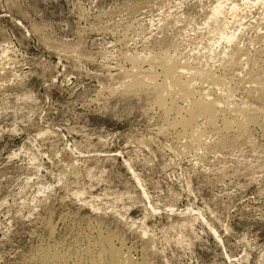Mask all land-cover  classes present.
Here are the masks:
<instances>
[{"label": "rangeland", "instance_id": "1", "mask_svg": "<svg viewBox=\"0 0 264 264\" xmlns=\"http://www.w3.org/2000/svg\"><path fill=\"white\" fill-rule=\"evenodd\" d=\"M216 1L0 0V264H106L97 234L143 264H264V0H228L234 65L205 23ZM162 55L242 110L198 117L196 141L189 98L155 102Z\"/></svg>", "mask_w": 264, "mask_h": 264}, {"label": "bare ground", "instance_id": "2", "mask_svg": "<svg viewBox=\"0 0 264 264\" xmlns=\"http://www.w3.org/2000/svg\"><path fill=\"white\" fill-rule=\"evenodd\" d=\"M242 1L244 4H246L248 2L247 0H242ZM242 1L239 0V3L241 4ZM254 1H253V3L255 4L257 1H261V0H254ZM224 3H225V0H224ZM244 6H247V5H244ZM240 8H243V7H240ZM238 11H239L238 10V4L236 2L228 1L227 4H222L221 0H218L209 9L205 23L206 24L211 23L212 26L214 27V29L218 32V36H219L218 38L223 39L226 42L231 43V45H232L233 43H235L234 41H236L235 38L237 36H236L235 32H227L224 29L225 24H226V15H227V13H230L231 16H233V15L237 14ZM261 37H263V34L261 36L258 35L255 38L258 39V41H259V39ZM235 44H233V46L236 47V49H238V46H235ZM260 51L264 52V48H261ZM241 54H242L241 49L236 50L234 55L229 58L230 63L232 65H234V63L239 62V60H241V56H242ZM141 57L133 56V57H131V61L135 62L138 59H141ZM144 58L149 60V59H153L154 57L151 58V56H144L142 59H144ZM157 59H158L159 64L161 65L160 67L162 68V71H163V75H162L163 80H162V83L158 85L160 87V91L157 92V94L155 96V102L163 108L165 106L164 105L165 104L164 96H165V94L171 93V91H173L174 93L180 94L181 96H185V98H189V103L187 105L186 115L180 116L177 119V121H178L177 123H179L184 128H190L191 129V136L196 141H200L201 135H202V130L204 129V128L203 129L201 128L202 129L201 130L196 125V120L198 117H203V120L205 119V121H206V122H204L205 124L207 123L209 125H212L214 123V119L216 118L214 115L215 114L214 111H216V108L218 107L219 104H221V102H226L227 106L229 104V106H228L229 110L231 109L230 111H232V112L235 111L234 113H238L239 111L242 110L241 109L242 106L240 107L239 105L235 104V102H233V101H232L233 103L228 101L229 99L230 100L232 99L230 97L231 89L228 85L227 80L225 81L223 77L219 78L218 76L214 75V73H212L209 69H206L205 67L203 68L201 66L198 67V66H193V65L191 66L189 64H184V63L182 64V62L180 63V61H178L177 57H174V56L162 55V56H159ZM251 72H252V70H251ZM257 76H258L257 74L252 75V78L254 81H256V83L259 82V80L261 79V77L259 79V77H257ZM130 77H131V85H138V84H142V82H143V80L140 79L139 77H137V74L134 72L130 74ZM153 77H154L153 75H147V79L150 82H153L155 84ZM207 81L210 82L211 84L217 86V87L219 86L218 89L222 91L221 92L222 95L221 94H219V95L214 94L215 96L213 95V97L208 96L209 91L211 90L210 87H212L213 85L209 87L210 89H208V86L210 84L207 85V87L205 86L207 89L200 88L199 86L198 87L196 86L197 82H200L202 84V82L206 83ZM150 84L152 85V83H150ZM158 86H156V87H158ZM154 90H156V89H154ZM219 90H217V91H219ZM211 92L213 93V91H211ZM223 105H224V103H223ZM244 117H245L244 120H239V119L237 120L234 117V119H231V121H229V122L225 121V124H223V125H225L224 127H229L230 125L236 124V126L239 127L238 130L241 129V131H242V129L243 130L246 129L245 127H246L248 122L255 120L256 116L251 114V115L244 116ZM97 237H98L97 241L100 244L99 245L97 243V245H99L101 247L100 253L101 254L103 253L104 255H106V261H105L106 264H143L142 262L135 261V260L131 259L125 251H122V249L120 247L114 246L111 243L110 238H107L108 236L103 237V235L102 236L100 235V237H99V235L97 234ZM98 255H100V254H98ZM55 256H58V255H56L55 253H52L51 251L50 252L47 251L44 254V258L47 260H51V259L55 258ZM88 264H98V262L95 260H90L88 262Z\"/></svg>", "mask_w": 264, "mask_h": 264}]
</instances>
